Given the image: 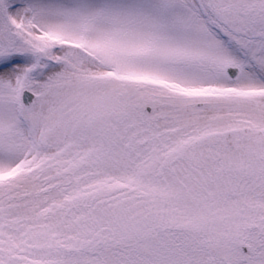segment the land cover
I'll return each mask as SVG.
<instances>
[{
    "label": "snow or ice",
    "instance_id": "1",
    "mask_svg": "<svg viewBox=\"0 0 264 264\" xmlns=\"http://www.w3.org/2000/svg\"><path fill=\"white\" fill-rule=\"evenodd\" d=\"M0 264H264V0H0Z\"/></svg>",
    "mask_w": 264,
    "mask_h": 264
}]
</instances>
